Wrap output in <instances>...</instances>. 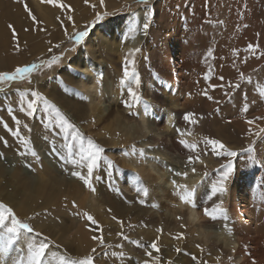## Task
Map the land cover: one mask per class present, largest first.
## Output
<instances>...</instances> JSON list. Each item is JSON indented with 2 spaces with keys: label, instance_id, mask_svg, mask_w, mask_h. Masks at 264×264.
<instances>
[{
  "label": "rangeland",
  "instance_id": "1",
  "mask_svg": "<svg viewBox=\"0 0 264 264\" xmlns=\"http://www.w3.org/2000/svg\"><path fill=\"white\" fill-rule=\"evenodd\" d=\"M3 1L6 2V0ZM20 1H23L22 3L26 5L36 17V22H33L27 13L29 19L28 21L33 23V26H38L42 31H44L50 40L47 43L41 44L40 42H34L31 39L28 40L27 38H31L28 29L29 26L24 22V24L21 25L23 33L20 38L16 41L11 39V37L9 38V41L13 40L12 45H15L14 49H12L11 52H8L10 58L14 61L11 62V64L6 63L4 66H0V72H13L17 67L30 66L32 64L40 65L42 61L49 60L53 56H60L61 60L59 64L53 65L52 68L38 67L22 80L17 79L16 81L10 83L0 84V89H3V91H0V128L5 129L4 124L9 125L7 118H12V116L9 115V109H11L12 114L15 116L16 114H22V119L20 120L21 124L19 125L20 135L30 141L28 148H25V146L21 144L15 136V143L8 145L0 143V153L3 154L2 157H0V202L11 207L18 218L29 223L35 231L42 233V237L36 239H41L43 236H47L49 241H51L50 250L58 251L61 255H67L73 258H81L84 256L79 255L80 253H75V250L77 249L76 243L79 236L78 229L82 228L88 232L86 234V240L89 242V245L95 242L91 239L93 234L98 236L102 235L105 240V244L111 246L109 247L111 253L123 252L124 258H130L133 260L132 264H142L144 260L150 259L145 253L147 251H152V249L148 248V245L152 243L153 239L156 240L157 236L160 237L157 241V246L161 247L162 250L166 252V264H182L183 262H186V264H196V261L192 259V256H196L202 264L203 262H207V264H240L236 262V259L228 250L221 247V242L217 243L218 247L212 248L219 251V256L223 259L222 262L217 263L216 255L213 254L212 249L209 248L210 241L206 242V238H202L197 233L195 226L182 227L177 219H168V215L171 212L170 209H174V204L173 202H168L167 196L156 199L158 204L155 205L156 207H152L154 199H151L148 196L144 197L139 195L135 190L132 174H137L139 167L138 164L139 162L141 163V161H137L136 157L126 155L125 159L130 163L129 166L123 167V165H128V163H126V161L121 162L119 156L124 152H129L133 144H135L137 148H145L146 151L153 152L155 149H147V144H143L142 139L137 138L139 137L138 132L134 135L132 142L121 145L120 143L125 133L123 124L127 126L130 133H133L134 129L132 128V124H134V120L131 119L128 121L121 120L119 122H112L110 117L106 115L108 111L111 112L110 114L114 113V103L111 102V84H113L112 79L120 78L121 80L123 76V65L116 67L118 70L116 74L111 71L110 76H108L105 71L106 65L104 66L103 63L100 62V65L98 66L101 68V74L98 78L104 86L98 103L99 107L101 106V109L104 110L105 113L95 124H93L92 121H89L86 116V121H79V117H81L78 110L80 105H82L85 110H88L89 112L83 90L77 86L79 83L78 76L81 70L79 60L83 57H87L88 59L92 54L96 56L98 55L97 52L100 51L102 57L105 59L104 61L107 62L111 70L112 68H115L109 63L111 62L114 65H117V54L111 53L109 46L112 45L114 49L119 50L125 47V38L123 36L122 39H124V41L118 44L121 38L120 36L122 35V26L125 22H131V17H133L132 13H135L138 24L142 26L143 11L145 6L138 4L136 0H103V6H101V0H87V2H85V0H59L60 4L66 5L67 7H56L51 4L41 3V0ZM231 2H233L234 6H231ZM149 5L154 6L155 10L154 22L149 28L150 35L148 34L145 36L143 33L138 32L139 37L136 45L139 44L137 48H140L141 52L137 53L135 57L132 58L135 60L134 67L140 76L141 81L140 86L136 90L142 97L144 96V89L148 82H153L155 85L158 83L156 81V76L158 74L157 70H155L156 67L158 68V66H156L158 59L154 58L157 62L154 63L155 66L153 67L150 55L152 56V54H158L157 56L160 61L164 58L165 60H162V63H167V61H169L167 58L170 55L171 48L173 47L172 49H175L176 47H174V45H177V52L179 54H182V50H184V52H186L185 56L189 55V59L186 58L187 62L189 61L187 72L190 73L192 71L191 73H195L196 75L199 74L200 77H203V72L201 71L203 69L205 70V68H203V66L205 67V64H202L201 61L199 62L196 57L198 55L203 56L204 54L203 57L207 60L208 58L205 54L208 48H211L214 51H212L213 55L211 57H214L216 52L226 54L222 44H220V42H216L218 37L213 34L201 33L200 37L195 38V35L188 30L186 37L181 39L179 36L180 33L184 31L181 28L183 20H185V22L191 20L192 22L198 23L197 25L209 24L215 26L222 21L223 23L220 25H225L229 23V19L225 16L230 13V8L231 10L232 8L234 10L237 8L247 9L248 12L253 10L251 15L253 18H257L260 15L264 16V0H149ZM226 7L227 11H223V9L226 10ZM184 11L188 13L181 16ZM105 12H107L108 15L105 16L103 20L95 24L91 23L95 19V15L97 13L103 14ZM214 14L217 16V19L215 17L214 19L211 18V15L214 16ZM68 16H71L72 19L68 20ZM220 16L223 18H220ZM57 17H60V19L57 20ZM122 22V26H119ZM246 23L247 22H245V24ZM177 24H180V26H177ZM228 25L231 26V24ZM254 25L256 32L250 33V37L246 38L248 45H259L256 50V55L253 56L251 53L245 51L247 47L240 49L238 52V54L245 55L250 58L255 65V67L252 64L249 65V71H253H250L251 76L257 73L259 69H264V57H260V53L264 52V19L258 21V25L253 22L247 23V26L249 27ZM86 26L89 31V36L85 38L84 43L74 45L69 36L76 31H83ZM233 28L234 24L232 22V31ZM123 30L125 32L127 27L123 26ZM174 30L178 34H175ZM66 31L69 35H65ZM97 32L104 34V37L102 38H107L106 41L99 40V46H95L94 42ZM184 33H186V31ZM242 35L240 33L239 37H244ZM40 38H44L42 34ZM145 38L151 39L148 45H146L148 46L147 48L143 47V43L146 40ZM213 41H215V43ZM204 42L206 43V46L204 45ZM217 43H219L218 46ZM211 44H213V46ZM214 44L216 46H214ZM243 44L244 42L240 43L239 47ZM56 45H59V47H56ZM116 45H119V47ZM17 48H19V51L16 50ZM49 49H51V51H49ZM220 49H222V51ZM204 51L205 53H203ZM141 53H145L147 60H144L146 63L144 60H140ZM193 53L194 55H192ZM195 53L197 54L195 55ZM220 53L215 56L220 57ZM163 54L166 58L163 57ZM179 54L177 56L175 54L174 62L170 61L171 66H173L172 68L174 69H176V64L179 60H181L182 55ZM100 59L102 60V58ZM199 63L200 65H198ZM174 73L176 74V72ZM255 76H257V74H255ZM106 79L109 83L107 87L105 86ZM263 81L264 80H262V82ZM161 85V83H158L156 86H159L158 88H160ZM259 85L263 86L264 83ZM129 86L136 87L132 84L131 80L126 82L120 93L123 100L128 99L127 88ZM255 86L252 91L253 97L255 96L252 98L253 100L256 99L258 85ZM33 90L40 92L47 99L56 104L57 107H59L68 119L76 126L86 140L91 137L102 142L100 147L103 148L104 151L101 155L113 161V163L115 165L117 164L116 166L122 170L121 172L112 170V175L110 177L112 182L110 181L107 188H115L127 200L128 198L134 200L128 201L125 205H135L137 203L135 202L136 198L146 199V210L149 211H145L144 213L147 214L146 217L152 216L151 223H153L154 226H144L140 224L138 221H135V215L124 221L123 218H121L120 221H122L123 225H125V228L123 229L126 230L123 234L129 238L128 240H124L116 235L117 232L121 231V225L117 223V220H113L110 215H101V219L104 223L99 220L97 221L96 216L99 212L103 211L105 201H102V204H100V201H95V198L100 200L101 196H99V193L97 191H91L83 185L82 181H79L77 178L71 176V170L64 167L63 161L59 159V154L56 153V156L54 157L51 153L57 137L58 149H61L64 134L57 128H45L44 122L41 119V116L43 115L41 111L38 110L33 117H28L25 113H22L19 110L20 93H25L26 97L30 99L31 91ZM145 100L149 102L148 99ZM244 101H246L245 97L240 100L237 99L234 102V106H232L236 109L239 105L235 112L237 118L245 117L244 112L241 110L243 104L245 103ZM256 102H258V104ZM255 104L258 106L251 114L246 116L249 117L247 120H253L254 123L251 125L246 122L243 123V125L248 129V133L232 142V147H235V149L231 146H226L230 150H235L237 152V156L234 158L220 156L219 163L215 166H206V172L211 178L212 184L219 179L222 171L220 166L227 164L229 159L232 160V178H230L231 176L229 177L231 184L227 186L228 200L224 203V206L227 209L229 208L231 211L230 221L234 222L236 225L239 224L243 230L248 229L249 231H253L258 228L257 224L260 223V221L257 220L261 218L259 217L258 211L264 214V133H262L259 137L255 135L260 128H264V115L259 114L260 110L264 109V103L261 105V100H256ZM118 106L119 112H123L125 115L130 117L131 111L127 110L123 104ZM232 107L229 105V112H233ZM218 110V105H213L203 109L198 114H195L197 121L195 124H189L187 122L181 126L184 131H187L194 137L200 138L197 141V144L199 145L197 151L200 154V158L209 157L208 151L210 150V147H206L200 142L205 136L212 138L209 136L214 133L212 116L213 114H216ZM186 113L187 112H184L183 115ZM151 114L152 108L147 115L150 116ZM257 117H261V119H256ZM227 121V118L220 120L221 125L225 126ZM25 124L28 125V128L24 127ZM9 129L12 131L17 129L15 122H13V126ZM107 130H110L113 135L108 136L106 134ZM12 131L10 132L12 133ZM114 136L120 137V141H118L116 145H112L110 143L111 138ZM221 142L224 143L223 141ZM97 145L99 146L98 143ZM249 145L253 146L259 161V163L255 165L249 164L247 160L248 153L242 151V149L248 148ZM29 149L34 151L36 156H33ZM62 152L63 150L61 149V153ZM20 153H25V155H21ZM191 155L195 154L192 153ZM131 161L133 164H131ZM168 164L169 166L166 171L168 174L170 170L173 175L177 171H185L188 173V176L186 177L187 179H196L198 177L196 175L197 172H192V166L182 168L172 163ZM79 170L83 171L85 174L87 172L86 168ZM96 170L93 174L94 177ZM139 177L141 178L143 186L147 187L148 190H151V185L155 183V176H153L150 182H148L149 179L145 180L143 177ZM177 177L180 178V176ZM95 181L96 179H93V185L95 184ZM228 181L226 183H228ZM73 183L81 184L88 190L89 195L87 199L84 196L79 198L76 196L73 192V187L71 186ZM206 187L207 184H204L199 188L200 193L197 197L201 195L202 189H205ZM255 190L261 193L254 196ZM218 200L219 199L217 198L208 202L207 206L210 207L212 203L218 202ZM73 203H75L76 207H73ZM201 206L203 209L205 205L202 203ZM154 208H158L157 213L154 211L156 210ZM166 208L167 210L165 211ZM128 209H132V207H128ZM141 211L143 212V210ZM83 212L89 213L97 221V225H90V222L81 218L80 215H77V213ZM135 213L138 216L139 214H142L140 212V206H136ZM181 214H183V212ZM29 217H31V219H28ZM163 218L167 221V226L165 225V222L163 224ZM131 219H134L133 222ZM100 222L103 224L102 226H100ZM164 226L168 227L169 231L180 229L186 233V240L180 248L181 252L177 253L175 251L176 248H179L180 240L165 235V232L164 235H162L161 232L158 233L156 231L157 228ZM97 227L100 229L99 231L94 232L91 230ZM149 230L155 233V236L153 235V239L150 240L145 235V231ZM116 238L120 241H116ZM164 240L168 242L165 243ZM131 241H137L138 243L133 244ZM193 241L202 242L205 245L206 251H204L200 257H198L200 248L194 245ZM118 244L122 245V247L117 248L116 245ZM56 245H60V248L57 249L55 247ZM19 248L20 250H17L16 255H13L11 250L9 257L24 255L21 250V243H19ZM92 248L97 249L94 264H120L118 263L119 258L111 256V253L102 248L97 242L94 243ZM207 248L211 250L210 253L207 252ZM105 251H107L108 256L104 255ZM90 252L86 254H89ZM109 256L113 259L111 260ZM9 257L0 256V264H4L6 260L8 261V264H10ZM229 257H232V259L229 260ZM165 261L164 258H161L160 264H164Z\"/></svg>",
  "mask_w": 264,
  "mask_h": 264
},
{
  "label": "bare ground",
  "instance_id": "2",
  "mask_svg": "<svg viewBox=\"0 0 264 264\" xmlns=\"http://www.w3.org/2000/svg\"><path fill=\"white\" fill-rule=\"evenodd\" d=\"M22 2L20 0H6V2L3 0H0V66H4L6 63L11 64V62L14 61L10 58V55L8 52H11V50L14 49L15 45H12L13 40L9 41V38L11 37L12 39L13 29L15 30L17 34L16 40L20 38V36L23 33V29L21 28V25L24 24V22L29 26L28 29H29L31 38H27L28 40L31 39L34 42H40V44L47 43L50 40V38L46 36L44 31H42L38 26L37 27L33 26L34 24L28 21L29 19L27 16V12L25 11V5ZM231 3L233 4V2ZM232 4L231 6H234V4L233 5ZM224 9L223 11H227V7H226V10ZM187 13L188 12L184 11L181 16ZM252 13H253V10L251 12H248L247 9L237 8L236 10H234L232 8L231 10L230 8V13L226 14L225 17L229 19L228 24H231V26H229L228 24L220 25L221 23H218L219 25L217 24L216 26L209 25V24L197 25L198 23L192 22L191 20L188 22H185V20H183L184 22L182 21L181 28L184 31L180 33V36H179L181 39L186 37L188 30H190L195 35V38L200 37L201 33H204V34L207 33L211 35L213 34L218 37V40H216V42H220V44H222V46L225 49L226 54L224 53L221 54L219 52L220 57L215 56L218 53L215 51L216 53L214 57H210V58L207 57L208 58V59L206 58L207 60H205V58L203 57L204 54L203 56L198 55L199 57L198 56L196 57L198 58V61L199 62L201 61L202 64H205V67L203 66L205 70L204 69L203 70L206 73L201 69L202 70L201 72H203L202 73L203 77H200L199 74L196 75L195 73H191L192 71L190 72L191 75L190 73L187 72L189 61L187 62L186 58L189 59V55L185 56L186 52H184V50H182V54L180 53L182 57H181V60H179V62L176 64V69L172 68L173 66H171V62H174L175 54L176 56L179 54L177 52L178 50L177 45H174V47H176L175 49H172L173 47L171 48L170 55L167 58L169 61H167V63L165 62L162 63V60H165L163 58L165 57L164 54L162 57L163 59H161V61L159 57L157 56L158 54L157 55L152 54V56L150 55V57L152 60L151 64L153 67L155 66L154 63L158 61V63L156 64L158 68L156 67L155 70H157V74L160 78L157 79L156 81L162 84L160 88H158L159 86L158 87L156 86L158 83H156L155 85L153 84V82H148L145 86L143 101L147 102L145 99L149 100L150 103L149 102L147 103L151 104L152 106L151 107L152 114L150 116L145 114L143 103L137 104L131 110L130 117L125 115L123 112H119L118 105H122L120 101L123 100V98L120 95L122 87H123L120 84V78H116V79L111 78L113 80V84H111L112 85L111 102L114 103V109H113L114 113L110 114L111 112L108 111V113L106 114L107 116L110 117V120L112 122H119L121 120L128 121L131 119L134 120V124H132V128L134 129L133 133H130V130L127 128V126L123 124L125 133L123 135V139L121 140V143H120L121 145L132 142L134 135L136 134V132H138L139 137L137 138H141L143 141V144H147V145L151 144L154 146L153 149H155V151L153 152L147 151L148 158L141 161V163L139 162L138 164L139 167H138V172H137V174L143 177L145 180L149 179L148 182H150L153 176H155L154 178L155 183L151 185V190L149 189V194H148V197H150L151 199H154V202H152V205L158 204L156 199H160L162 197L164 198L165 196H167L168 202H173L174 204L173 205L174 209H170L171 212L168 215V219L169 218H171V220L177 219L180 222V224L185 227L195 226L197 233L202 238L205 237L206 242L210 241V247H209L210 249L218 247L217 243L221 242L222 243L221 247L228 250L231 253V255L234 256V258L236 259V262L240 264H252L253 260L256 262V264H264V214L258 211L259 217L261 218H259L257 221H260V223L257 224L258 228L253 231H249L248 229L243 230L239 224L236 225L234 224V222L230 221L231 211L229 210V208L227 209L225 206L224 207L228 211L229 220L224 221L223 219H218L216 221H213L210 218L205 217L203 214V209H202L201 204L203 203L204 200L207 199V195L210 193L211 178L208 175L207 177H204V173L207 171L206 166H215L217 163H219L220 156L212 155L211 149H210L208 151L209 157H206V158L201 157L200 162H197L195 164H189L187 161V156L192 153H190L187 149H184L183 146L180 145L179 140L186 139L189 142L197 143V141L200 138L194 137L191 134L190 135L186 134L185 136L181 137L179 133L176 132V128H179L182 131H184L181 128L182 125L187 123L183 119L184 112H193L194 114H198L203 109H206L213 105H218L219 110L216 112V114H213L212 116L214 133L209 136H211L213 139L223 141L224 142L223 144L227 147L228 146L232 147V142L236 141L239 137H242L243 135H246L248 133V129L243 125V123L247 121V118H249L246 116H248V114H251L253 110L258 106V105L256 106L255 104L256 100H261V105L264 103L263 102L264 99H262L259 96V93L258 91L256 92V89H255L256 99L255 100L252 99L255 97V96L253 97V94H252L254 86L259 85V84L262 85V83H264V81L262 82V80H264V72H263L264 69H259L258 72L255 73L257 74V76H255V74L253 73H252L253 76H251V72L253 71L251 70H250L251 72L249 71L250 69L249 65L252 64L254 67L255 65L253 64L252 60L248 58L247 56L238 54L240 49L246 48L248 45V41L246 37H250L249 35L250 33L256 32L255 25L249 27L247 26V23L253 22L258 25V21H261L264 19L263 15H260L257 18H253L251 17ZM214 17L217 19V16H215V14L214 16L211 15V18L214 19ZM220 18H223V17L220 16ZM131 19H133V17H131ZM232 22L234 24L233 31H232ZM245 22L247 23L245 24ZM129 23L125 22L123 26L127 27ZM122 24L123 22L119 26H122ZM9 25H12V28H9ZM123 26H122V35L120 36L121 38L118 44L124 41V39H122V36L124 37ZM177 26H180V24H177ZM185 31L186 33H184ZM174 32L175 34H178L175 30ZM240 33L241 35L243 34L242 36L244 37L242 38L239 37ZM41 34L44 38H40ZM102 37H104V34H101L100 32L96 33L95 41H94L95 46L98 45L99 40L100 41L107 40V38H102ZM138 37L139 35L137 33L135 35V38L125 39V47H123L121 50L114 49L112 45L109 46L111 53L117 54V58H116L117 65H114L111 62L109 63L111 66L115 67V68H112V70L107 64V62L104 61L105 59L102 57V54L100 51L97 52L98 55L96 56L92 54L90 55L91 57H89L88 59L87 57H83L79 60V66L81 70L78 76L79 83L77 86L78 88L83 90L84 98H85V101L89 109V112H88V110H85V108L82 105H80L78 109L79 115L81 116L79 117L80 122L86 121L87 120L86 117H88V120L92 121V123L95 124L96 122L99 121L100 117L105 113V111L101 109V106L99 107V103H98L101 93L103 92L104 85H102L101 83L100 84L96 83L97 79H99L98 78L99 75L101 74L100 72L101 68L100 66H98L100 65V62H102L104 66L106 65L105 67V71L107 73L106 75L110 76L111 71L114 74H116L118 72L116 67H120L123 65L124 56L128 52V50L138 47L139 44L136 45ZM145 39L146 40L144 42L145 44L143 43V47L147 48L148 46L146 45H148L151 39L150 38H145ZM213 42L215 43V41ZM243 42L244 44L241 47H239V44ZM205 44L206 43L204 42V45ZM218 44L219 43H217V46ZM211 45L213 46V44ZM116 46L119 47V45H116ZM214 46L216 45L214 44ZM234 49L236 50L235 55L233 54ZM220 50L222 51V49ZM203 53H205V51ZM219 53L217 55H219ZM196 54L197 53H195V55ZM192 55H194V53ZM245 57H247L246 61H245ZM100 58H102V60ZM132 58L133 57H130V59ZM154 58H157L158 60L155 61L156 59L154 60ZM144 59H145V53H141L140 60L143 61ZM198 65H200V63ZM174 72H176V74ZM204 73L209 75L210 78L208 80L204 79ZM240 73L244 74L245 76L244 80L240 79ZM220 77H223V80H221ZM248 78H251V83H248ZM236 84H239L240 87L239 88L232 87V85H236ZM107 85H109V83L107 82V79H106L105 86L107 87ZM210 85L215 86V87H210ZM205 91H207L209 96L213 97L212 100H209L207 96L202 95V93ZM244 97L246 100L244 102L248 103L249 109L247 112H244L245 117L237 118L235 112L238 109L239 105L236 107V109L235 107H232V106H234V102L237 99L240 100ZM256 103L258 104V102ZM259 104H260V101H259ZM229 105L233 108V112H229L228 110ZM259 114L264 115V109H261ZM16 117L17 119L21 120L22 114H18V115L16 114ZM224 118H227L228 120L225 126L221 125V122H220V120ZM7 120L9 121L8 128L7 129L0 128V143L5 144L4 141H7L5 145L16 142L15 141L16 138L9 131V128L13 126L14 121L10 117H8ZM184 132L188 133L187 131H184ZM106 134L108 136L113 135L110 130H107ZM91 139L94 142H96V144L98 143L99 146L102 145L101 141H97L94 138H91ZM119 139L120 137L114 136L111 138L110 143L112 145H116V143L120 141ZM200 143L202 144V141ZM54 146L56 149H58V137L55 140ZM232 148L235 149V147H232ZM51 153L53 154L54 157L56 156V152L51 151ZM124 153L120 154L119 156V158L121 159V162L126 161L125 159L126 155H124ZM153 157H156L158 159H153ZM104 159H107V158L105 156H102L100 167L98 168V170H96V173H95V176H99L100 179L96 180L95 184L93 185V187L95 186L96 191L99 193V196H101L100 200L95 198V201H100L101 202L100 204H102L105 201V206H104L103 211L99 212V214L96 216L97 221L99 220L102 223H104L103 220L101 219V215L103 216L110 215L111 218L115 216L117 218L116 220H119V221L121 218H123V221H124L135 215L136 216L135 221H138L140 224L144 226L146 225L154 226V224L151 223L152 216L146 217L147 214L144 213L145 211H149V210H146L147 209L146 199L142 198L145 201L144 204H140L138 202L139 200H141V198H136L135 202L137 203L135 205H125L128 201H134V200L131 198H128L127 200L115 188L113 189L107 188V185H109L110 181L112 182V180L110 176L107 174L109 170L106 168ZM107 160H110V159H107ZM136 160L138 161V159ZM126 163H128V165L122 164L123 167L129 166L130 162L126 161ZM168 163L178 165L179 167H182V168H186L187 166L195 167L196 172H197L196 175L198 177L196 179H187L181 176L180 178H178L177 176L172 174L171 170L169 171V174H168L166 172L167 167L169 166ZM131 164H133L132 161H131ZM64 167L66 169L73 170L71 165L64 164ZM182 172H185V171H182ZM202 177H203V180H202ZM230 178H232V176ZM173 180H175L177 184H185L189 187L199 183L200 184L199 188H200L202 185L207 184V187L205 189H202L201 195L196 198L195 207L182 203L179 200L178 195L174 194L175 189L172 184ZM230 184L231 183L229 179L226 185L228 186ZM71 186L73 187V192L76 194L78 198L81 196H84L87 199L89 194H88V190L85 189L84 186L78 183H73ZM199 188L197 191V195H199L200 193ZM260 193L261 192H257L255 190L254 196ZM217 198L223 199L224 203L227 202L228 191L223 196L214 197L213 200ZM136 206H140V212L142 214H139V216L136 215L135 213ZM128 207H132V209H128ZM154 209H156L154 211L157 213L158 208H154ZM141 210H143V212ZM166 210L167 208L165 209V211ZM182 212L183 214H181ZM131 220L133 222L134 219H131ZM101 222H100V226L103 225L101 224ZM164 222H165V225L167 226L168 223L163 218V224ZM225 224H227L228 229L231 230L230 232L225 229L224 227ZM166 226L160 228L162 230L161 231L162 235H164V232H165V235L171 236L172 238H174L177 235V233H180L183 235V239H178L180 240L179 248H181L183 246L184 241L186 240V233L180 229L169 231L168 227ZM123 228H125V225H123ZM78 231H79L78 232L79 236H78L77 243H76L77 249L76 250L74 249L75 253L76 254L80 253L79 255H82V256L87 255L86 253L90 252L95 242L89 245V242L86 240L87 239L86 234L88 232L82 228H79ZM122 231L124 233V231L126 230L122 229ZM145 235L150 240V239H153V235L155 236V233L149 230V231H145ZM117 238L120 239L119 237ZM118 239L116 241H120ZM116 241H113V242H116ZM164 242L166 243L168 241L164 240ZM193 244L196 246L197 245L200 246L199 247L200 251L198 255V257H200L201 254L204 251H206L204 243L193 241ZM233 246H235V251H233ZM68 248H72V247H68ZM158 248L160 249V251L153 252V256H158L160 260L161 258H164V261H165L166 252L162 250L161 247H158ZM18 249L20 250L19 243L15 245L14 248L12 249L13 255L17 254ZM104 249H106L109 253H111L109 247L104 248ZM201 249H203V251H201ZM210 249H208L207 252L210 253L211 252ZM23 253L25 254V252ZM212 253L216 255V258L220 257L219 251L212 249ZM111 256H109V258ZM222 260L223 259L220 257L219 260L216 259V262L217 263L222 262ZM116 261H117V258H116ZM118 261H119L118 263L120 264H132L133 260L130 258H123V259H119ZM164 264H166V261ZM182 264H186V262H183Z\"/></svg>",
  "mask_w": 264,
  "mask_h": 264
},
{
  "label": "snow or ice",
  "instance_id": "3",
  "mask_svg": "<svg viewBox=\"0 0 264 264\" xmlns=\"http://www.w3.org/2000/svg\"><path fill=\"white\" fill-rule=\"evenodd\" d=\"M87 2V0H85ZM138 4L144 5L143 11V23L142 26L138 24L135 13H132L133 19L127 26V30L124 32V38H135V35L138 32L143 33V35L147 36L149 34V28L154 22L155 10L154 6L149 5V0H136ZM41 3L51 4L56 7H67L66 5L60 4L59 0H41ZM101 6H103V0H101ZM207 6V5H206ZM25 11L28 13L29 17L32 19L33 22H36V17L32 14V12L28 9L25 5ZM108 13L105 12L103 14L97 13L95 15V19L91 22L93 24L101 21L107 16ZM60 17H57L59 20ZM72 17L68 16V20H71ZM220 23H223L222 21ZM9 28H12V25H9ZM65 35H69L67 31ZM259 35V34H257ZM89 36V31L87 26L83 31H76L69 36V38L73 41L74 45H80L85 42V38ZM17 38V34L13 29L12 32V39L15 41ZM59 47V45H56ZM259 45H252L249 44L245 51L251 53L253 56L256 55V50ZM19 51V48L16 49ZM74 50V49H70ZM51 51V49H49ZM212 49L208 48L206 52V57L212 56ZM141 52L140 48H133L129 49L128 52L124 56V63H123V76L120 80V84L123 86L126 82L131 80L132 84L136 87L129 86L127 88V96L128 99L122 100L121 103L124 105L125 108L129 109L130 111L140 103L144 105V112L147 114L151 110V104L143 101V97L140 93L136 90L140 86V76L135 70L134 64L135 60L130 59V57H135L137 53ZM233 54H236V50H233ZM260 57H264V52L260 53ZM259 58V57H258ZM147 60V57H145ZM61 57L60 56H53L51 59L42 61L40 65L32 64L30 66L24 67H17L13 72H0V84L10 83L16 81L17 79H24L27 75L31 74L33 70L37 69L38 67H46L52 68L53 65H57L60 63ZM247 57H245V61ZM157 79L160 77L157 75ZM210 77L208 74H205L204 79L208 80ZM223 80V77H220ZM240 79L244 80L245 76L243 73H240ZM97 84L101 83L100 79H97ZM248 83H251V78H248ZM210 87H215L210 85ZM232 87L239 88L240 85H232ZM3 91V89H0ZM257 91L259 96L264 99V86H257ZM202 95L207 96L209 100H212L213 97L209 96L207 91L203 92ZM20 112L25 113L28 117H33L37 111H41L43 115L41 116L42 121L44 122L45 128H57L64 134L63 143L61 145V149L63 152L61 153V149H56L53 146L52 151L59 154V159L63 161L65 165H71V176L77 178L79 181H82L83 185L90 189L91 191H96L93 187V179L99 180V176L94 177V171L100 167V162L102 160L101 154L103 153L104 149L98 146L91 138L87 140L85 137L80 133V131L76 128V126L68 119V117L57 107L56 104L51 102L47 99L44 95H42L38 91H31V98H27L25 93H20ZM249 109L248 103H244L242 107L243 112H247ZM9 115L12 116V120L17 125V129L12 131V135L17 137L19 142L28 148L29 140L20 135L19 125L21 121L17 119L15 115L12 114L11 109H9ZM183 119L188 122L189 124H195L196 118L193 112H187ZM256 119H261V117H257ZM246 123L249 125L253 124V120H247ZM4 127L7 129L8 125L4 124ZM25 128H28V125H24ZM176 132L179 133L181 137L190 135V133H185L179 128H176ZM264 133V128H260L255 135L260 136ZM59 134V133H58ZM70 137V138H69ZM6 144L7 141H4ZM180 145L183 146L184 149H187L190 153H194L195 155H188L187 161L189 164H195L200 162V154L197 151L199 145L195 142H189L186 139L179 140ZM202 143L206 147H210L211 154L214 156H227L234 158L237 156V152L233 150H229L220 140L213 139L210 137H203ZM154 146L149 144L147 145V149H151ZM33 156H36V153L29 149ZM242 151L247 152V160L249 164L255 165L259 163L258 158L255 154L254 148L252 145H249L248 148L242 149ZM21 155H25V153H20ZM207 154V153H205ZM2 153H0V157H2ZM124 155H129L136 157L138 160L143 161L148 158V154L145 148H137L135 144L131 146L129 152H125ZM153 159H158L153 157ZM104 163L106 168L109 170L108 175L111 177L112 170L116 172H121L122 170L119 169L111 160L104 159ZM86 168V174L83 171L77 170ZM221 173L219 179L211 184L210 193L207 195V199L203 201L205 205L203 207V214L205 217L210 218L213 221L218 219H223L224 221L229 220L228 211L224 207V200L219 199L218 202L212 203L211 206H207L209 201H212L214 197L223 196L227 193L228 188L226 182L229 180L231 173L233 172V163L232 160L229 159L227 164L221 165ZM192 172H196V168H192ZM175 176L187 177V172H175ZM208 173H204V177H207ZM132 179L134 182L135 190L139 195L147 197L149 194V190L147 187L143 186L141 178L138 174H132ZM203 180V177H202ZM173 187L175 189V195H178L179 200L182 203L188 204L190 206H196V198H197V191L200 186L199 183L189 187L185 184H177L175 180L172 181ZM140 204H144L145 201L143 199L138 201ZM73 207H76L75 203H73ZM155 207V205H153ZM80 215L81 218L86 219V221L90 222V225H97V221L87 212L77 213ZM28 219H31L29 217ZM113 220L117 218L115 216L112 217ZM179 219V217H178ZM117 223L121 225V231L117 232L116 235L121 237L124 240H128L129 238L123 234V222L117 220ZM131 227V225H130ZM183 227V225H182ZM225 229L229 232L231 231L228 229L227 224L224 225ZM92 231H99L100 229L97 227L95 229H91ZM156 231L159 233L162 230L157 228ZM42 237V233L37 232L34 228L27 222L22 221L18 218L14 210L9 207L8 205L0 202V256L2 257H9L10 251L14 248L15 245L18 243L22 244L21 250L25 252L24 255H20L18 257H9L10 264H94L95 262V254L97 252L96 248H92L91 252L87 255H84L81 258H73L67 255H61L58 251L50 250V243L47 236H43L41 239H36ZM175 239H183V235L177 233L174 237ZM91 239L97 242L102 248L111 247L110 245L105 244V240L103 236L93 234ZM160 239L157 236L156 240H153L148 248L152 249V251H147L145 254L150 258L148 260H144L142 264H160V258L158 256H153V252H158L160 249L157 246V241ZM133 244H137V241H131ZM57 249L60 248V245L55 246ZM117 248H121L122 245H116ZM199 248L200 246L197 245ZM175 251L177 253L181 252L180 248H176ZM203 251V249H201ZM233 251H235V246H233ZM104 255H108L107 251L104 252ZM111 255L113 257H117L119 259L124 258L123 252H112ZM192 259L196 261V264H202V262L196 257L192 256ZM217 260L220 257L216 258ZM232 257H229L231 260ZM4 264H8L6 260ZM203 264H207V262H203ZM252 264H256L253 260Z\"/></svg>",
  "mask_w": 264,
  "mask_h": 264
}]
</instances>
